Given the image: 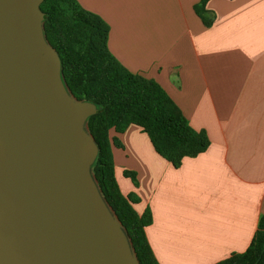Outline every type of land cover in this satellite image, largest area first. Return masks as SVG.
<instances>
[{"label":"crops","instance_id":"0c3cea01","mask_svg":"<svg viewBox=\"0 0 264 264\" xmlns=\"http://www.w3.org/2000/svg\"><path fill=\"white\" fill-rule=\"evenodd\" d=\"M109 27V53L157 83L209 144L179 167L110 131L114 178L137 199L158 264H215L246 250L264 215V0H76ZM146 136V137H145ZM124 172L135 175V183Z\"/></svg>","mask_w":264,"mask_h":264},{"label":"water","instance_id":"95a60500","mask_svg":"<svg viewBox=\"0 0 264 264\" xmlns=\"http://www.w3.org/2000/svg\"><path fill=\"white\" fill-rule=\"evenodd\" d=\"M42 1L0 0V264H140L91 173L97 107L66 87Z\"/></svg>","mask_w":264,"mask_h":264},{"label":"trees","instance_id":"16d2710c","mask_svg":"<svg viewBox=\"0 0 264 264\" xmlns=\"http://www.w3.org/2000/svg\"><path fill=\"white\" fill-rule=\"evenodd\" d=\"M207 1L200 0L194 11L209 27L213 16L207 15ZM40 9L44 14L43 33L59 55L66 87L76 99L97 107L86 121L98 148L91 167L97 187L121 222L139 263L158 264L144 233L148 217L135 211L137 199L122 195L115 181L111 149L121 145L109 133L119 134L129 125L138 126L158 155L174 167H179L183 158L204 152L209 141L203 132L189 126L157 83L127 71L109 53V27L99 16L84 10L76 0H43ZM124 174L135 183L133 173ZM215 264H264V215L246 250Z\"/></svg>","mask_w":264,"mask_h":264},{"label":"rangeland","instance_id":"374dc122","mask_svg":"<svg viewBox=\"0 0 264 264\" xmlns=\"http://www.w3.org/2000/svg\"><path fill=\"white\" fill-rule=\"evenodd\" d=\"M184 117V116H183ZM185 118V117H184ZM186 119V118H185ZM187 120V119H186ZM188 122V121H187ZM189 124V123H188ZM190 126V124H189ZM194 131L196 132H203L205 134V137L207 138V140L209 141L208 139V136L206 134V132L204 130H195L193 129ZM146 137V136H145ZM146 139L148 140L147 142L143 143L142 141L139 142V144L136 146V150H140V153L141 154H144L145 151H152L155 155H158V153L155 151L152 143L150 142L149 138L146 137ZM121 145V144H120ZM145 150V151H144ZM160 156V155H159ZM131 180V178H130Z\"/></svg>","mask_w":264,"mask_h":264}]
</instances>
